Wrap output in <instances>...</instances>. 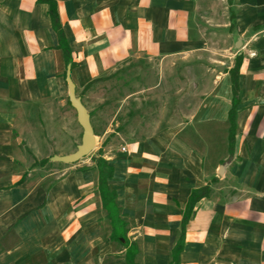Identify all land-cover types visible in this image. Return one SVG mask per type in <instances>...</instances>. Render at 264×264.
<instances>
[{
  "label": "crops",
  "instance_id": "crops-1",
  "mask_svg": "<svg viewBox=\"0 0 264 264\" xmlns=\"http://www.w3.org/2000/svg\"><path fill=\"white\" fill-rule=\"evenodd\" d=\"M55 1L73 70L47 0H0V264H128L95 161L54 158L79 146L68 78L81 94L132 60L190 72L197 89L132 95L159 107L114 132L127 151L103 154L136 264H175L180 243L176 264H264V0Z\"/></svg>",
  "mask_w": 264,
  "mask_h": 264
},
{
  "label": "rangeland",
  "instance_id": "rangeland-1",
  "mask_svg": "<svg viewBox=\"0 0 264 264\" xmlns=\"http://www.w3.org/2000/svg\"><path fill=\"white\" fill-rule=\"evenodd\" d=\"M162 67L158 62L146 63L145 61L132 60L125 63L124 67L115 74L89 87L84 93H77V97L84 102L90 113L91 123L95 131L96 148L89 156L92 159V165L95 166L93 159L99 155L101 149H103V154L110 156L122 152L121 149L126 146V142L122 140L125 135L119 136L117 133L119 129L122 127L124 129L129 125L131 115L141 109L143 111H156V108L159 107V104H150L140 108L142 104H138L140 102L136 98H131L132 95L137 97V92L144 91L140 95L146 99V97H176L179 95H185L189 98L197 94L192 73L174 70L164 73L163 76ZM161 80L165 82L163 86L154 88ZM188 106L194 107L195 105L190 104ZM178 108V104H171V110H178ZM76 125L78 132L75 134V140L81 145L84 131L79 125L78 118ZM106 132H108L107 135H105ZM69 142L67 141L66 145H69ZM104 148L108 149L107 152ZM63 149L65 147H60L62 153L65 151ZM81 161L73 164L58 162V167L62 171L64 168L78 165Z\"/></svg>",
  "mask_w": 264,
  "mask_h": 264
},
{
  "label": "trees",
  "instance_id": "trees-1",
  "mask_svg": "<svg viewBox=\"0 0 264 264\" xmlns=\"http://www.w3.org/2000/svg\"><path fill=\"white\" fill-rule=\"evenodd\" d=\"M50 5V16L53 24V28L56 31L60 48L64 51L66 63L68 67L73 70L76 67V64L72 58V50L69 46V42L66 38L65 32L63 30L60 17L58 14L57 3L55 0H47ZM241 65V57L237 58L236 68L234 73L238 72L239 67ZM235 86V83H234ZM90 86L87 87L89 89ZM86 89V90H87ZM234 91L237 92L236 86L234 87ZM235 113L232 112L231 121H232V129L230 135V146L231 149L234 143V131H235ZM100 171V179L98 190L102 198L103 208L107 212V217L112 224V240L122 242L127 249V263L128 264H136V257L138 255V247L135 243H131L127 237L128 226L125 220L121 215V209L117 203V194L109 185V180L113 175V168L109 166L108 162L103 158V150L99 152V155L93 159ZM210 191L207 188H202L200 190H196L193 192L190 202L187 208L186 215L183 220V227L188 223L191 213L198 202L202 199L209 197ZM182 250V243H180L174 250V258L177 263V259ZM175 263V264H176Z\"/></svg>",
  "mask_w": 264,
  "mask_h": 264
},
{
  "label": "water",
  "instance_id": "water-1",
  "mask_svg": "<svg viewBox=\"0 0 264 264\" xmlns=\"http://www.w3.org/2000/svg\"><path fill=\"white\" fill-rule=\"evenodd\" d=\"M67 81L69 87V101L77 113L79 125L82 127L84 133L82 143L77 147L75 153L68 156L55 157L54 160L57 162L73 164L89 157L94 152L96 148V136L94 127L91 123L90 113L82 100L77 97L76 86L70 77Z\"/></svg>",
  "mask_w": 264,
  "mask_h": 264
},
{
  "label": "built area",
  "instance_id": "built-area-1",
  "mask_svg": "<svg viewBox=\"0 0 264 264\" xmlns=\"http://www.w3.org/2000/svg\"><path fill=\"white\" fill-rule=\"evenodd\" d=\"M122 150H123L124 152H125V151H127V149H126V148H123Z\"/></svg>",
  "mask_w": 264,
  "mask_h": 264
}]
</instances>
